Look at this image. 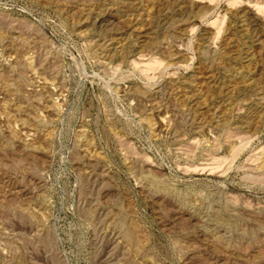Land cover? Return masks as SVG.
Returning a JSON list of instances; mask_svg holds the SVG:
<instances>
[{
  "label": "rangeland",
  "instance_id": "374dc122",
  "mask_svg": "<svg viewBox=\"0 0 264 264\" xmlns=\"http://www.w3.org/2000/svg\"><path fill=\"white\" fill-rule=\"evenodd\" d=\"M0 264H264V0H0Z\"/></svg>",
  "mask_w": 264,
  "mask_h": 264
}]
</instances>
